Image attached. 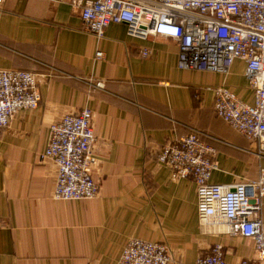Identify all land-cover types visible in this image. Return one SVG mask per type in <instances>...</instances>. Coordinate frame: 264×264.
Returning <instances> with one entry per match:
<instances>
[{"label": "crops", "instance_id": "1", "mask_svg": "<svg viewBox=\"0 0 264 264\" xmlns=\"http://www.w3.org/2000/svg\"><path fill=\"white\" fill-rule=\"evenodd\" d=\"M80 1L0 6V68L34 71L39 92L35 107L19 109L0 128V264H117L130 237L166 243L169 264H192L215 242L228 262L254 258L250 238L199 225L195 181L171 179L157 159L166 140L194 130L216 149L210 181L256 177L264 142L213 107L212 87L220 84L253 103L245 62L233 59L225 73L180 68L174 36L139 37L110 22L99 37L82 27ZM84 106L93 113L99 192L55 199L56 165L42 156L49 124Z\"/></svg>", "mask_w": 264, "mask_h": 264}, {"label": "built area", "instance_id": "2", "mask_svg": "<svg viewBox=\"0 0 264 264\" xmlns=\"http://www.w3.org/2000/svg\"><path fill=\"white\" fill-rule=\"evenodd\" d=\"M5 0H0V6ZM82 27L101 37L110 22H124L131 35H171L178 41L180 68L227 72L233 59L245 62L253 89V103L241 100L225 85L212 87L213 107L228 124L262 147L264 142V0H84L80 1ZM178 29V32H177ZM143 55L148 49L142 50ZM103 56L97 49L95 57ZM98 87L103 81L95 82ZM37 75L25 69L0 68V128L22 108L38 104ZM88 106L66 112L49 124L43 157L56 165L52 196L55 199L94 197L91 150L95 135ZM216 149L198 131L166 140L159 163L170 178L191 177L196 183L199 225L209 231L224 230L253 241L254 258L231 263L215 242L210 252L192 264H264V166L254 178L232 183L212 182L217 166ZM169 246L162 241L130 237L117 264H169Z\"/></svg>", "mask_w": 264, "mask_h": 264}, {"label": "clouds", "instance_id": "3", "mask_svg": "<svg viewBox=\"0 0 264 264\" xmlns=\"http://www.w3.org/2000/svg\"><path fill=\"white\" fill-rule=\"evenodd\" d=\"M177 32H178V29H177Z\"/></svg>", "mask_w": 264, "mask_h": 264}]
</instances>
